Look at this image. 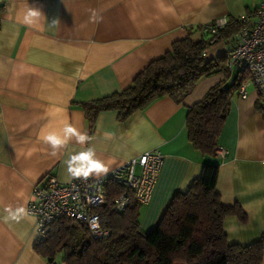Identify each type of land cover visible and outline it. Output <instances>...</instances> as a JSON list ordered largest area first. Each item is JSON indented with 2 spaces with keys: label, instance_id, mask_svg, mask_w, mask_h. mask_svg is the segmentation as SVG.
<instances>
[{
  "label": "crops",
  "instance_id": "0c3cea01",
  "mask_svg": "<svg viewBox=\"0 0 264 264\" xmlns=\"http://www.w3.org/2000/svg\"><path fill=\"white\" fill-rule=\"evenodd\" d=\"M260 2L0 0V264H48L34 248V217L17 223L5 219L4 208L26 207L34 185L48 175L61 182L74 178L66 161L87 148L108 171L145 151L160 152L151 199L140 207L143 232L158 224L173 195L186 191L207 163L218 165L221 201L246 214L245 221L224 218L227 241L246 245L264 232V114L252 86L246 98L233 92L217 138L216 150L224 152L213 156L194 148L185 118L222 73L198 79L180 101L159 96L124 120L105 110L90 121L79 106L129 86L188 29L217 17L253 15ZM29 6L42 12L34 25L21 22ZM66 126L86 133L88 141L81 145L72 137L53 155L42 135H63Z\"/></svg>",
  "mask_w": 264,
  "mask_h": 264
},
{
  "label": "trees",
  "instance_id": "16d2710c",
  "mask_svg": "<svg viewBox=\"0 0 264 264\" xmlns=\"http://www.w3.org/2000/svg\"><path fill=\"white\" fill-rule=\"evenodd\" d=\"M249 15V14H248ZM241 18H228L214 33L207 25L188 29L185 38L174 41L170 50L152 60L119 92L81 102L85 116L93 121L105 110H115L120 120L141 110L153 99L167 95L175 101L198 79L222 73L204 96L188 106L185 127L188 139L202 155L213 156L230 99L239 84L237 70L226 65L227 51L242 25ZM198 33V35H195ZM223 40L226 48L217 61L207 56V47ZM217 164H204L200 175L186 191L176 192L158 224L147 232L139 226L140 207L131 200L122 212L112 210V201L123 187L107 183L106 203L97 211L100 223L109 230L106 238H94L87 228L69 218L49 225L34 248L48 264H260L264 254V232L251 243H229L223 228L226 216L240 221L246 214L238 205L224 204L217 193Z\"/></svg>",
  "mask_w": 264,
  "mask_h": 264
},
{
  "label": "built area",
  "instance_id": "2783aa9c",
  "mask_svg": "<svg viewBox=\"0 0 264 264\" xmlns=\"http://www.w3.org/2000/svg\"><path fill=\"white\" fill-rule=\"evenodd\" d=\"M241 20L243 23L227 51L226 65L237 70L239 97L246 98L251 85L264 114V0L253 15H245ZM226 22V17H217L205 31L214 33ZM216 152L222 154L224 151L218 148ZM161 164L160 152L149 150L103 175H90L87 179L72 178L61 182L48 175L42 185H34L26 206L35 219L37 238H43L49 225L60 218L83 224L94 238H106L109 230L101 225L97 210L106 203L107 183H115L124 189L114 197L113 211L122 212L131 200L145 205L151 199ZM93 221L98 227L91 226Z\"/></svg>",
  "mask_w": 264,
  "mask_h": 264
},
{
  "label": "clouds",
  "instance_id": "9594fccd",
  "mask_svg": "<svg viewBox=\"0 0 264 264\" xmlns=\"http://www.w3.org/2000/svg\"><path fill=\"white\" fill-rule=\"evenodd\" d=\"M41 15L42 12L40 9L29 6L22 17L21 22L26 25H34L38 22ZM58 23V20L51 21L53 26ZM72 137H75V141L81 145L88 141L86 133H81L72 126H66L63 129V135H59L55 132L42 135V140L51 146L53 149V155H55L56 151L66 145ZM66 165L69 176L74 178L83 177L87 179L92 174L99 176L102 173H107L109 170L103 161L96 158L94 148H87L84 151L71 155L67 159ZM4 212L6 213L5 219L15 221L17 223L23 219L32 217V214L25 206H17L15 208L12 206H6L4 208ZM91 226L93 228L98 227L95 221L92 222Z\"/></svg>",
  "mask_w": 264,
  "mask_h": 264
},
{
  "label": "rangeland",
  "instance_id": "374dc122",
  "mask_svg": "<svg viewBox=\"0 0 264 264\" xmlns=\"http://www.w3.org/2000/svg\"><path fill=\"white\" fill-rule=\"evenodd\" d=\"M225 48H226V43L223 40L216 42L215 44H211L207 47V56L209 58L213 59V61H217L219 55L223 54ZM248 89L249 90L251 89V85L248 86ZM139 220H140V218H139ZM56 262L58 264L61 263V257L60 256H56ZM174 264H185V263L182 260L177 259V261H175Z\"/></svg>",
  "mask_w": 264,
  "mask_h": 264
}]
</instances>
